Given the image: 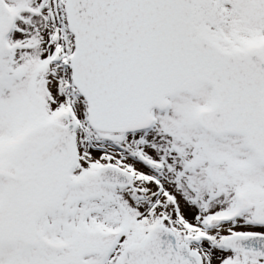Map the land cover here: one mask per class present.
<instances>
[{"label":"snow or ice","instance_id":"obj_1","mask_svg":"<svg viewBox=\"0 0 264 264\" xmlns=\"http://www.w3.org/2000/svg\"><path fill=\"white\" fill-rule=\"evenodd\" d=\"M0 264H264V0H0Z\"/></svg>","mask_w":264,"mask_h":264}]
</instances>
